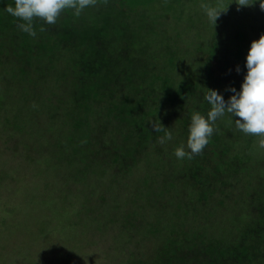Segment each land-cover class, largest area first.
Instances as JSON below:
<instances>
[{
    "label": "trees",
    "instance_id": "1",
    "mask_svg": "<svg viewBox=\"0 0 264 264\" xmlns=\"http://www.w3.org/2000/svg\"><path fill=\"white\" fill-rule=\"evenodd\" d=\"M9 5L14 0H0V83L14 86L21 108L29 106L37 121L46 115L50 126L45 132L25 128L10 119L12 113L5 119L10 124H0L40 145L42 137L32 134L59 139L69 180L86 181L100 170L137 181L127 194L129 210L116 201L91 221L96 233H112L109 257L126 254L121 264H264L259 137L239 131L226 114L200 154L174 155L175 148L186 147L192 114L210 110L204 99L209 89L226 101L230 87L240 89L251 42L264 34V10L244 21L235 1H208L205 6L222 10L215 26L200 0H96L79 17L65 9L53 25L35 19L36 35L30 36L6 12ZM180 21L190 24L181 30ZM184 49L193 61H185ZM152 123L162 130L155 132ZM165 132L172 139L161 144ZM142 165L147 170L139 174ZM169 197L171 205L181 201L174 213L149 218L144 210L165 206ZM132 203L139 209L131 210ZM83 204L90 206L88 199ZM4 217L0 223L9 228ZM61 229L79 250L71 224Z\"/></svg>",
    "mask_w": 264,
    "mask_h": 264
},
{
    "label": "rangeland",
    "instance_id": "2",
    "mask_svg": "<svg viewBox=\"0 0 264 264\" xmlns=\"http://www.w3.org/2000/svg\"><path fill=\"white\" fill-rule=\"evenodd\" d=\"M208 1L213 2V0H200L203 6L207 5ZM230 1H235L237 4L241 2V0ZM244 2L247 5L242 6L244 11L242 19L255 20V16L261 11L258 0L255 2L244 0ZM194 6L198 10L199 7ZM189 24L180 21V29L187 28ZM168 27L165 24L163 29ZM185 49L183 50L184 55L187 56L185 61L187 59L193 61L192 54L187 53L190 50ZM17 91L14 86L9 85L7 89L4 82L0 83V104H2L0 122L9 123V120L7 122L5 119H9V114L12 113L14 116L10 119L15 122L20 121L25 128L34 127L43 132L48 130L50 120H45L46 115H43V121H37L33 117V112L30 113L29 106L22 109L23 102L18 95L15 96ZM54 129L55 133L59 132L58 126H54ZM35 134L32 135L36 138L42 137L40 141L42 145L37 143V139L27 138L29 135L22 137L15 129L5 128L0 124V221L4 215V219L11 222L9 228L3 227L0 223V264H121L122 260L126 261L128 257L126 254L120 257L114 254L109 257L113 251L109 247L112 233L107 234L104 231L102 234L96 233L91 221L107 211L110 212L108 208L116 204V201L122 203L123 210L130 209V205L125 202L129 189L137 182L135 176L129 177L125 174L119 180L117 178L121 175L118 173L112 176L110 172L106 174L99 170L88 177L86 181L89 185L83 186L86 181L78 179L79 177L72 180L67 178V168H71L65 162L67 152L56 146L59 139H52L46 134L42 136ZM136 170L141 171L139 173L141 174L147 170V167L142 165ZM165 170L167 173L170 172L169 168ZM163 175L161 173L158 176L160 186L165 184L162 180ZM178 186H182L179 181ZM15 188L18 190L14 193ZM164 188L166 191L170 190V187ZM27 192L29 195L26 194ZM87 199L90 203L87 207L89 210L83 204ZM170 200L171 197L165 200V206L163 204L150 206L144 211L151 219L165 218L164 215L167 217L168 213L173 214L176 206L181 203L179 199H172L171 205ZM138 204L132 203L131 210L139 209L140 204ZM5 208L13 211L4 213ZM91 208L93 209L90 210ZM68 222L72 230H76L75 236L81 239L78 242L79 250H76L74 243L70 242L69 237L67 238L68 231L61 229L62 225ZM85 236L91 238L90 243L85 240Z\"/></svg>",
    "mask_w": 264,
    "mask_h": 264
},
{
    "label": "clouds",
    "instance_id": "3",
    "mask_svg": "<svg viewBox=\"0 0 264 264\" xmlns=\"http://www.w3.org/2000/svg\"><path fill=\"white\" fill-rule=\"evenodd\" d=\"M95 2L96 0H14V7L9 5L5 10L22 21L18 25L21 31L35 36L33 24L35 19L53 25L65 9L73 10V15L79 17L85 8L94 5ZM258 2L261 10H264V0ZM238 5L247 4L241 0ZM221 11L216 7L205 6V15L215 26ZM245 67L247 71L240 89L230 87L228 91L233 95L227 101L218 90L209 89L204 99L210 105V110L206 116L198 112L192 114L186 147L182 144L174 150L177 159L192 158L200 154L216 130L213 125L218 118L226 114L234 118L235 127L239 131L259 137V147L264 148V34L251 42ZM236 71H240L239 66ZM152 127L155 132L162 130L156 123H152ZM171 139V133L165 132V135L159 138V142L163 144Z\"/></svg>",
    "mask_w": 264,
    "mask_h": 264
}]
</instances>
